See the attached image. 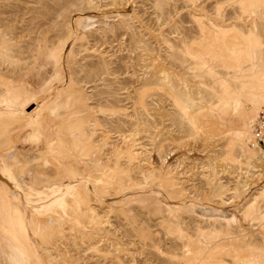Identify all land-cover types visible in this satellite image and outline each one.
Instances as JSON below:
<instances>
[{
    "label": "rangeland",
    "instance_id": "1",
    "mask_svg": "<svg viewBox=\"0 0 264 264\" xmlns=\"http://www.w3.org/2000/svg\"><path fill=\"white\" fill-rule=\"evenodd\" d=\"M259 96L264 0H0V264H264Z\"/></svg>",
    "mask_w": 264,
    "mask_h": 264
},
{
    "label": "bare ground",
    "instance_id": "2",
    "mask_svg": "<svg viewBox=\"0 0 264 264\" xmlns=\"http://www.w3.org/2000/svg\"><path fill=\"white\" fill-rule=\"evenodd\" d=\"M246 4V3H245ZM250 7V6H249ZM254 8V7H253ZM241 35V34H240ZM65 48V47H64ZM49 59V58H48ZM168 86H170L171 88H173V86H171V83H168ZM246 87V86H245ZM248 87V86H247ZM171 90H173V89H171ZM234 93V92H233ZM259 99L260 100H262L263 102H264V97H262V96H259ZM183 100L185 101V103H186V108H191V105H193V103H194V100L192 99V98H190V97H188V96H184L183 97ZM243 100V99H242ZM245 101V100H244ZM251 112H252V116L253 117H249L248 118V120L246 121V122H244V124H242V125H240L239 127H237L236 129H235V132H236V134H237V136H238V138H239V140L240 139H245L246 137L248 138V140H251V137H249V135H251V125H252V123H253V121H254V118H255V115H257V111H256V109L253 107L252 108V110H251ZM192 122V124L193 125H195L196 123H195V120H192L191 121ZM238 144H240V143H238ZM242 144V143H241ZM243 147H244V151L247 153V154H249V155H251V158H254V159H256V158H258L259 156H264V148H261V147H251L250 146V144H246L245 146L243 145ZM133 155V154H132ZM16 202V201H15ZM17 203V202H16ZM18 206V205H17ZM13 208H14V206H13ZM16 212V211H15ZM18 215H20V212H19V210H17V212H16ZM20 219H21V217H20ZM20 230H19V233L18 234H16L15 236H14V242H16L17 244H20L21 242H23L22 241V239L23 238H25V239H28L29 240V238H31L30 237V235H29V233H27V230H26V227H25V225H24V220L23 219H21L20 220ZM60 227V226H59ZM12 233H14L13 231H12ZM18 246V245H17Z\"/></svg>",
    "mask_w": 264,
    "mask_h": 264
},
{
    "label": "built area",
    "instance_id": "3",
    "mask_svg": "<svg viewBox=\"0 0 264 264\" xmlns=\"http://www.w3.org/2000/svg\"><path fill=\"white\" fill-rule=\"evenodd\" d=\"M250 145L264 148V110L259 113L251 125Z\"/></svg>",
    "mask_w": 264,
    "mask_h": 264
},
{
    "label": "crops",
    "instance_id": "4",
    "mask_svg": "<svg viewBox=\"0 0 264 264\" xmlns=\"http://www.w3.org/2000/svg\"><path fill=\"white\" fill-rule=\"evenodd\" d=\"M7 173H8V169L0 170V176L1 177L5 178L7 176Z\"/></svg>",
    "mask_w": 264,
    "mask_h": 264
}]
</instances>
